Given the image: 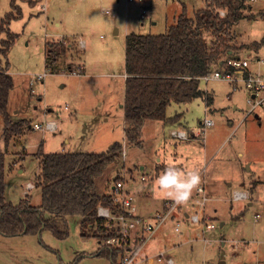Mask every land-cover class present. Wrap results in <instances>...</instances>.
I'll return each instance as SVG.
<instances>
[{
  "label": "rangeland",
  "instance_id": "374dc122",
  "mask_svg": "<svg viewBox=\"0 0 264 264\" xmlns=\"http://www.w3.org/2000/svg\"><path fill=\"white\" fill-rule=\"evenodd\" d=\"M249 4L250 7L243 12L253 13L254 16L242 18L232 27V44L243 51L242 57H264V47L257 51L258 54L244 51V46H250V42L264 37V0ZM147 5L149 8H145ZM204 7L205 0H0V20L8 12L19 13L8 23L9 30L18 35L6 55L0 54V67L7 66V72L13 79L7 111L13 121L24 119L30 126L22 135L11 137L5 145L0 115V151H6L5 201L17 203L28 193L31 204H40L38 187L23 192L28 181L35 184L40 146L43 152L92 153L106 151L115 141L123 144L125 156L121 152L107 164L95 178V191L108 194L116 181H122L125 188L127 186L131 190L136 210L138 205L144 209L145 200L142 198L152 199L157 194L162 195L156 184L159 177L155 175L156 165L184 162L187 147L191 149L189 145L192 142L169 137L168 129L172 122L158 120L144 122L141 145L124 139V26L125 22H129V31L164 33L175 23L183 8L188 17L194 18L197 11ZM106 10L109 12L106 13ZM141 13H144L143 18ZM116 27L120 31L113 34ZM206 37L208 42L213 39L210 33ZM5 38L6 34L0 33V40ZM80 39L86 40L84 50L77 44ZM262 42L264 38L258 45ZM49 43H61L67 47L54 67L46 61ZM241 45L243 47H239ZM80 64L84 66L83 71ZM69 67L71 70L79 69L81 73H72ZM44 72L42 79L37 78ZM199 87L213 89L215 106L224 107V120L246 116L247 95L242 90L236 89L233 93V98L240 103V111L235 114L230 111L233 98L229 100L226 91L233 88L227 80H201ZM202 100L200 96L193 98L190 107L172 103L167 107L166 114L173 116L181 113L185 123L192 120L196 123L206 112ZM257 112L260 119L254 113L245 117V122L250 121L254 131L245 129L243 136L256 138L254 143L264 148V112L259 108ZM206 116L214 119L221 117L218 111H208ZM48 121L55 122L54 129L33 127L35 123L45 125ZM239 133L240 129L232 140ZM171 144H176L175 151ZM156 173L161 172L157 169ZM142 175L144 179H141ZM224 191L219 194L221 200L217 203V217H211L215 224L213 229L204 230L202 224L194 223L200 226L202 234L191 238L185 235L184 223L180 222V230L175 231V221L166 219L159 230L146 238L138 250L135 249L137 258L133 264H142V260L148 263L145 259L141 260V256L144 253L154 256L158 253L156 248H163L164 242L176 243L177 251L171 254L176 264H220L221 260L225 264H264V182L253 191L257 200L252 207L243 203L246 208L237 227L234 225L236 220L228 217L230 206L235 204ZM224 219L225 225L220 226ZM79 220V216L68 217V235L63 239L54 236L49 229L35 235L6 236L0 233V258L5 264H113L109 257L95 255L98 244L94 236L95 227L87 226L84 230L86 235L82 236ZM163 229H167V235L162 233ZM204 238L209 239L208 243ZM222 239L225 240L224 245L221 244ZM241 239H245L246 243L241 242L239 247L247 245L246 254L234 244ZM153 262L164 264L156 260Z\"/></svg>",
  "mask_w": 264,
  "mask_h": 264
},
{
  "label": "trees",
  "instance_id": "16d2710c",
  "mask_svg": "<svg viewBox=\"0 0 264 264\" xmlns=\"http://www.w3.org/2000/svg\"><path fill=\"white\" fill-rule=\"evenodd\" d=\"M249 7L248 0H205V7L198 10L194 18L188 17L183 8L175 23L164 33L126 34L123 118L127 142L141 145V127L146 120L165 123L178 120L180 113L166 114L172 103L184 104L200 96L206 105L211 104L210 93L199 87L200 78L235 47L232 27L240 19L254 16L253 13L244 14L243 10ZM219 10H224L225 15L221 16ZM15 15L8 12L0 20V33L7 36L0 40L2 55H6L18 35L8 28L9 19ZM208 33L213 36L210 42L206 37ZM66 51L67 47L61 43H49L46 61L54 67ZM12 88L13 79L7 66L0 67V115L5 145L11 137L22 135L30 127L24 119L13 121L7 111ZM122 149L123 144L119 141L111 143L106 151L92 153L43 152L40 146L37 153L40 156L39 171L34 184L41 192L39 205H32L28 194L17 203L5 201L6 151H0V233L6 236L35 235L49 229L54 236L63 239L68 235V217L79 216L82 236L86 235L87 226L95 227L94 236L98 242L112 235L105 221L96 216L97 206H112V198L107 193L95 191V178L121 154ZM126 250L127 247L100 246L95 255H104L113 264H120L119 259Z\"/></svg>",
  "mask_w": 264,
  "mask_h": 264
},
{
  "label": "crops",
  "instance_id": "0c3cea01",
  "mask_svg": "<svg viewBox=\"0 0 264 264\" xmlns=\"http://www.w3.org/2000/svg\"><path fill=\"white\" fill-rule=\"evenodd\" d=\"M145 8H149V6L147 5ZM152 23L155 24V22ZM55 24L59 25L58 22H56ZM129 24H130L129 22H125V26H124L125 36L129 32H135L132 30L129 31V27H130ZM115 29L116 30H114L113 34H116V32L119 33L120 28L116 27ZM235 38L237 37L235 36ZM263 38L264 37H262L261 39ZM260 40L256 42H259ZM83 42H84V46H86V40H83ZM250 43H251L250 46L248 45L244 46L245 52H253V54H258L257 51H259L262 47H264V42H262L261 45H253L252 42ZM239 47H243V46L241 45ZM230 52L237 55H241L243 51H240L239 48L232 47V49H230L228 53ZM80 65H81V69L84 70V66H82V64ZM69 69L71 68L69 67ZM252 69L254 71H259L260 73L264 74V66L255 67ZM124 75L126 76V74ZM237 90L244 91L243 89H237ZM207 91L212 96V102L210 105L205 104L206 112L203 118L196 120L197 121L196 123L194 122V120H192L190 123L188 122L185 123L184 120L182 119V114L180 113L181 117L178 120L170 123L171 127H169L168 129L169 137H172L169 133L171 129L185 130L189 135V138L184 139V141L192 142L190 143L191 145H189L192 147L191 149L187 147L185 161L177 164L158 163V165H156V171L157 169H159L161 173L157 174L155 171V175L160 176L164 172L166 166L169 165L177 166L184 171L198 170L201 176V185H203L204 190L205 191L207 190L208 192V193L205 192V194L207 195V201L204 205V212L209 213L212 218L217 217L219 210V206H217V203L221 200L219 194L224 191L223 187L226 186L227 190H225L224 192L229 194L230 201L234 202L235 204L230 206V211H229L230 215H228V217L230 218L232 217L236 220V223L234 225L237 227L242 222L241 218H243L242 216L245 211L244 209L246 208L243 205V203L246 202L248 207H252V205L257 200V198H255L256 196H253V191L259 184H262L264 182V148H259L257 146V143L256 142L254 143L256 138L252 139L243 136L246 131L245 129H247V131L250 132L254 131L251 122L250 121L245 122L246 116L243 119H239L238 116L236 117L234 116V117H228L226 118V120H224L222 117L223 115H225L224 107L217 108L215 106L216 102L214 101L213 89H211V91L210 90ZM233 93H234L233 89L230 91H226L227 98H229V100L233 98ZM202 101L204 102V100ZM190 103L191 101L184 103V105L186 107H190ZM259 109L262 111V113L264 112L263 107ZM208 111L210 112L218 111L222 118L220 117L214 119L212 117H208L206 116L208 114ZM230 111L233 112L234 114L237 113V111H240V103L236 98H233V101L231 102ZM254 115L259 117L258 119H260L259 116L260 114L257 112V109L255 110ZM206 117L211 118L213 120V124L208 127H205L204 138L201 139L200 137L196 136L195 133L199 129H201L202 120ZM142 127H141V131H142ZM239 129H240V133L238 134V136L234 138L235 140H232L233 135H235V133ZM176 139L178 138H175V140ZM178 140L180 141L181 139ZM171 147L173 148L174 151L177 149L176 144H171ZM181 155L182 153L180 154V157ZM126 189L129 193L131 192L129 187L126 186ZM237 190L242 193V196L240 198H235L233 195L234 191ZM194 192L192 197L194 196ZM155 197L156 198H152V199H148V197L142 198L143 201L145 200L144 209L142 206L140 207L138 205V210H136L137 214L140 216L150 217L154 215L156 211L159 212L165 211L167 208L166 206L167 202L172 201V199L167 198L164 194L162 195L157 194ZM192 197L187 203L180 204L179 208L174 210L173 215L170 218L175 222L177 220L180 221L182 225L184 223L186 226L185 233H187L185 235L191 238L193 236L197 237V235L200 236L202 234L201 229L199 228L200 226L198 227L194 225V223L186 219L187 214H191L197 211L201 215V210L198 208L196 204L192 202ZM225 220L226 219L220 222V226L225 225L226 222ZM160 225L155 229V231L159 230L158 228L161 227ZM162 233L164 235H167L168 234L167 229H163ZM191 238L189 239L191 240ZM241 242L246 243L245 239H241L239 241H235L234 244L236 245V247L237 245L239 247ZM221 244L224 245L225 240L222 239ZM99 247L100 245L98 242L97 250L99 249ZM241 248L243 252L246 254L247 245L244 244L241 246ZM241 248L239 247L238 249L240 250ZM156 249L158 252L162 249H165L171 254H174L177 251L175 242H170V243L164 242L163 248H156ZM91 256L93 255L91 254ZM146 257H151V256L148 253H144L140 259L142 260L145 259ZM142 261H143L142 264H149V263H145L144 260ZM150 264H155V263L152 262ZM220 264H225V261L221 260Z\"/></svg>",
  "mask_w": 264,
  "mask_h": 264
},
{
  "label": "built area",
  "instance_id": "2783aa9c",
  "mask_svg": "<svg viewBox=\"0 0 264 264\" xmlns=\"http://www.w3.org/2000/svg\"><path fill=\"white\" fill-rule=\"evenodd\" d=\"M248 1L253 2L255 0ZM108 12L109 11L106 10V13ZM219 14L224 16L225 11L219 10ZM140 16L143 18L144 13H141ZM77 44L81 49L84 48V42L82 39H80ZM261 66H264V57L257 55H254L252 58L242 57L241 55L230 52L219 61L217 66L213 67L203 75L200 80L208 81L211 78L225 79L232 85L233 90L243 89L247 95L246 100L248 108L245 112V115L247 116L254 113L256 109L264 106V74L252 69ZM71 72L78 74L80 73V70L75 69ZM45 73L46 72L39 74L37 78L42 79ZM204 91L208 92L207 90ZM212 124L213 120L211 118H204L201 123V129H199L195 135L201 139L204 138L205 127ZM33 127L37 129L43 127L46 129H54L55 122L48 121L45 122V125L35 123ZM169 133L172 137L181 140L189 138V135L185 130L171 129ZM122 154L124 157V150H122ZM142 179H144L143 176ZM33 187L34 184L28 181L25 185L24 193ZM108 194L112 198V206L98 205L96 216L105 221L106 228L111 229L113 234L99 242V245L115 248L127 247L128 250H126L120 257L119 262L120 264H133L136 261L137 250L140 245L145 242L146 238L153 234L160 224L166 219L171 218L174 210L179 208L180 204H176L173 200L169 201L167 202V208L165 211H156L154 215L145 217L137 214L133 202V196L127 191L122 181H116L112 186L111 192ZM233 195L235 198H240L242 193L237 190L234 191ZM206 201L207 195L205 194L203 185L200 184L199 188L194 192L192 202L201 210V215L197 211L187 214L186 219L195 224H202L204 230H210L215 227V224L212 222L211 216L204 212ZM174 230H180V221L177 220L175 222ZM204 241L208 243L209 239L204 238ZM135 249L137 250L135 251ZM145 260H147L149 264L152 263L153 260L164 264H176L174 257H172L171 253L166 250H160L154 256L146 257ZM204 264L210 263L205 262Z\"/></svg>",
  "mask_w": 264,
  "mask_h": 264
},
{
  "label": "clouds",
  "instance_id": "9594fccd",
  "mask_svg": "<svg viewBox=\"0 0 264 264\" xmlns=\"http://www.w3.org/2000/svg\"><path fill=\"white\" fill-rule=\"evenodd\" d=\"M157 187L176 204L187 203L193 192L201 184L198 170L184 171L174 165H169L156 181Z\"/></svg>",
  "mask_w": 264,
  "mask_h": 264
},
{
  "label": "water",
  "instance_id": "95a60500",
  "mask_svg": "<svg viewBox=\"0 0 264 264\" xmlns=\"http://www.w3.org/2000/svg\"><path fill=\"white\" fill-rule=\"evenodd\" d=\"M223 263V262H221ZM0 264H5V262H3V260L0 258Z\"/></svg>",
  "mask_w": 264,
  "mask_h": 264
}]
</instances>
